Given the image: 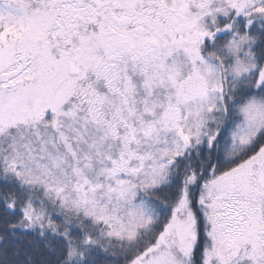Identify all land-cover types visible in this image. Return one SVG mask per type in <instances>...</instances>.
Instances as JSON below:
<instances>
[{
    "label": "rangeland",
    "instance_id": "rangeland-1",
    "mask_svg": "<svg viewBox=\"0 0 264 264\" xmlns=\"http://www.w3.org/2000/svg\"><path fill=\"white\" fill-rule=\"evenodd\" d=\"M38 1L0 0L2 173L16 171L24 182L43 185L48 197L59 194L62 202L93 209L100 217L116 214L115 222L125 228L122 216L128 211L148 221L149 208L136 200L140 189L165 183L173 158L221 121V71L202 55L204 43L234 29L235 16L264 12V0H110L93 15L94 44L87 42L91 32L82 20L79 32L71 34L86 70L64 83L46 73L40 78L37 59L28 63L23 54L35 35L43 36L45 50L61 66L69 51L62 26L49 13L56 0H41L44 12L37 19L32 10ZM88 7L79 0H62L59 6L66 21ZM123 9L136 18L130 29L122 26L125 20L115 22L127 13ZM231 14L233 19L221 24ZM141 26L161 50L146 42ZM114 34L121 36L117 43L130 37L131 49L108 55ZM193 183L189 177L157 243L130 264H191L197 240L188 205ZM202 188L199 201L211 245L205 264H264V145ZM28 211L37 220L44 215L33 204Z\"/></svg>",
    "mask_w": 264,
    "mask_h": 264
},
{
    "label": "trees",
    "instance_id": "trees-1",
    "mask_svg": "<svg viewBox=\"0 0 264 264\" xmlns=\"http://www.w3.org/2000/svg\"><path fill=\"white\" fill-rule=\"evenodd\" d=\"M230 16L221 24L233 19ZM234 18V29L208 39L201 49L221 71V121L208 137L191 142L173 158L165 183L140 189L136 200L149 208L150 219L127 210L122 216L128 221L125 228L115 222L116 214L100 217L93 209L62 202L59 194L48 197L43 185L24 182L16 171L2 173L0 159V264H130L170 225L189 177L195 178L188 205L197 230L191 264H205L211 245L199 201L202 186L252 158L264 145V12ZM56 138L61 144V136ZM30 204L44 211L41 219L28 211Z\"/></svg>",
    "mask_w": 264,
    "mask_h": 264
},
{
    "label": "flooded vegetation",
    "instance_id": "flooded-vegetation-1",
    "mask_svg": "<svg viewBox=\"0 0 264 264\" xmlns=\"http://www.w3.org/2000/svg\"><path fill=\"white\" fill-rule=\"evenodd\" d=\"M81 3L83 4H87L89 5L88 8H90L89 11H86L84 15L82 14H79V13H75L74 15H76L75 19L73 21H66V20H63V13L62 11L60 10L59 6L60 4L62 3V0H56L53 5L49 8V13L50 14H53L54 18H53V22L55 23L57 20L59 22V24L62 26L63 28V33H64V46H67L69 47V53L67 52V54L62 58V63H64L62 66L57 64V62H55L50 56L49 54L47 53V51L45 50V44H44V41H43V36L39 35V36H34L31 40V43H29V50L25 49L23 52V54H28V63L30 61L34 59H37V61L39 62V67L37 68L38 70L36 71V73H39L40 74V78L46 73V74H49L51 77H57L59 76L58 80L62 81L61 83H64V82H67V80L71 79V78H75V77H78V76H82L83 73L85 72L86 70V58L84 57L83 54L81 53H78L77 50L75 49L74 45L72 46V33L74 34H77L79 31V21L82 20V22H84L86 24V27H85V30H87L86 32H91V39L90 41H87V42H90V43H95V35L93 34V30L97 29V25L95 24V21L93 19V15H95L97 12H99L102 8L104 7H107L110 5V0H104L105 3L100 7V8H96V5H95V2L94 0H79ZM41 0H39L35 6V8L32 10V13L33 15L38 19L39 17V14L41 12H44V5L40 4ZM121 10V9H119ZM123 11H127V13L125 12V14H123V19L122 20H118V21H115L117 23H120L122 21L123 25H128V29H130L133 24L136 25V18L135 16H131V14H129V11L126 10V9H123ZM116 17V20L119 18V16H115ZM63 20V21H62ZM137 25H141V24H137ZM142 27V31L141 33H143L144 37H145V40L146 42L148 43H151L152 45L155 46V48L157 49H160L161 50V45L157 42V41H153L151 39V36L150 35H147V32H148V29L146 30V27L144 26H141ZM127 30V29H126ZM170 30V29H169ZM115 31V30H114ZM138 30H134V34L137 33ZM121 34V31H118L117 35H120ZM85 36V35H84ZM116 35L114 34L112 37V41L113 42V45L111 46L110 48V51L108 50L107 53L108 55H111V54H116V55H119L121 54L122 52H125V51H128L131 49V46L133 45H130V37H127V35L125 34L124 36L127 37V38H123L120 43H117V41L115 39H119L121 38V36H117L115 37ZM171 36V35H170ZM169 37V34L167 36V38ZM34 38H36L34 40ZM86 38V36H85ZM109 43L106 42V46H108ZM170 44V40H166V47L168 48ZM30 48H34L35 49V52H32L33 50H31ZM64 52H66V50H63ZM32 52V53H31ZM119 53V54H118ZM122 55L116 57V59L118 60H121ZM104 58V57H102ZM126 58H124L123 61H125ZM71 62H77V63H81L83 65V69L81 71L80 74H73L71 75L68 71V65L69 63ZM113 65V63H112ZM116 65H118V62H116ZM119 67V66H118ZM115 69H116V66H115ZM110 72V71H109ZM120 72V70H119ZM107 73V72H105ZM113 75L115 74V72H112ZM8 85H11L10 82L8 83ZM44 85V84H43Z\"/></svg>",
    "mask_w": 264,
    "mask_h": 264
},
{
    "label": "water",
    "instance_id": "water-1",
    "mask_svg": "<svg viewBox=\"0 0 264 264\" xmlns=\"http://www.w3.org/2000/svg\"><path fill=\"white\" fill-rule=\"evenodd\" d=\"M96 8H100L105 1L104 0H94ZM83 69V65L77 62H71L68 65V71L71 75L73 74H80Z\"/></svg>",
    "mask_w": 264,
    "mask_h": 264
}]
</instances>
